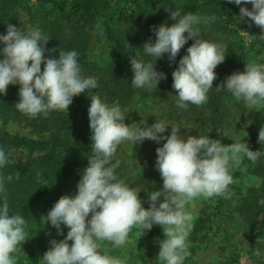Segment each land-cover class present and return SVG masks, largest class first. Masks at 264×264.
Listing matches in <instances>:
<instances>
[{"label":"trees","instance_id":"obj_1","mask_svg":"<svg viewBox=\"0 0 264 264\" xmlns=\"http://www.w3.org/2000/svg\"><path fill=\"white\" fill-rule=\"evenodd\" d=\"M240 7L251 10L252 5H236L228 0H0V35L6 34L9 23L39 28L49 38L45 58H58L59 51L74 50L81 74L95 77L98 83L97 88L73 97L68 112L51 111L47 116L29 117L17 110L18 84L9 85L6 95L0 94V149L8 155V163L0 168V175L12 176L11 181L5 180L6 191L0 193V207L6 196L9 215L23 216L26 231L30 233L19 251L13 253L17 264H43L42 256L50 248V242H59L67 236L65 226L61 225L58 232L50 222L46 224L44 216L61 196L76 194L88 156L92 155L88 118L91 95H99L110 106L118 102L126 115V124L151 126L166 116L198 136L228 144L223 132L233 125L232 119H238L236 114L248 107L227 90L216 87L227 76L243 72L247 63L264 64L261 29L248 18L238 17ZM175 8L182 14L191 12L209 18L208 23L198 25L201 38L225 49V60L215 69L217 79L207 94V102L200 106L189 103L186 109L177 106L172 72L194 42L191 39L175 61H169L168 53L155 61L156 70L167 77L157 88L149 91L135 88L131 83L130 56L146 63L154 62L155 57L145 54L143 45L149 39L155 41L153 26L165 22L171 26L175 22L167 10ZM242 30L252 36L241 35ZM3 47L0 43V50ZM43 67L42 64V71ZM253 110L264 123V108ZM170 134L166 129L161 135ZM258 137L259 132L252 134L248 146L252 151L264 153V144ZM165 142L161 140L158 147ZM143 145L121 143L112 162L119 161L115 174L140 191L142 206L147 209L148 194L162 189L163 180L156 168L157 155L151 163L143 162L142 157L147 153ZM230 173L233 183L226 195L194 200L200 209L191 222L187 237L190 254L183 264H197L196 258L201 255L209 257L208 261H202L204 264H239L242 256L251 264H264V154L254 163L243 158L239 167L230 166ZM161 228L154 224L151 230L141 234L140 228L133 227L124 246L113 248L105 241L102 247H107L110 255L125 264H132L133 252L139 253L145 263L150 259L151 264H163L157 259L159 241L165 239ZM250 236L252 241L245 248Z\"/></svg>","mask_w":264,"mask_h":264},{"label":"clouds","instance_id":"obj_2","mask_svg":"<svg viewBox=\"0 0 264 264\" xmlns=\"http://www.w3.org/2000/svg\"><path fill=\"white\" fill-rule=\"evenodd\" d=\"M228 3L251 4V10L240 7L238 17L254 22L261 29L259 37L264 38V0H228ZM167 10L175 22L171 26L166 22L153 26L156 39L154 42L149 39L142 48L145 54L155 57L154 62L146 63L130 56L131 83L135 88L149 91L157 88L167 77L156 70L155 61L165 53L169 54L170 62L175 61L191 39L194 42L172 72V88L177 93L179 108L186 109L189 103L203 105L217 79L215 69L225 60V49L201 38L198 25L208 23L209 18L191 12L182 14L179 8ZM210 19L215 20V17ZM241 35L252 36L244 30ZM48 41L39 28L16 27L10 23L6 34L0 35V43L4 45L0 50L3 57L0 59V94L6 95L9 85L18 84L19 100L15 107L29 117L47 116L51 111L68 112L73 97L98 87L95 77L81 74L76 51L61 50L58 58H45ZM216 88L227 90L237 101L243 100L248 108H264V64L247 63L243 72L227 76ZM90 100L92 155L88 156L76 194L61 196L44 216L46 224L50 222L58 232L61 225L68 231L65 239L50 242V248L42 256L43 264H125L110 255L109 249L102 247L103 243L107 241L113 248H120L126 244L133 227L140 228L143 234L154 224L162 227L165 237L159 241L157 259L163 264H183L190 254L187 237L192 216L187 206L197 198L226 195L233 183L230 166L239 167L245 157L254 163L264 153L252 151L245 142L224 145L209 136L185 138L179 126L170 125L171 134L163 136L169 126L164 122L155 121L151 126L129 125L118 102L110 106L96 94L91 95ZM146 139L157 143L166 141L156 148V168L163 187L148 194L150 207L147 209L142 206L140 191L115 174L119 161L112 162L121 143H143ZM258 139L264 144V127ZM7 163L8 155L0 149V168ZM11 179V175H0V193L6 191L5 180ZM29 235L24 217L9 215L5 196L0 207V264H17L13 253L19 251Z\"/></svg>","mask_w":264,"mask_h":264},{"label":"rangeland","instance_id":"obj_3","mask_svg":"<svg viewBox=\"0 0 264 264\" xmlns=\"http://www.w3.org/2000/svg\"><path fill=\"white\" fill-rule=\"evenodd\" d=\"M253 111L254 110L252 108H247L245 111H243V113L238 112L236 114V117H238V119H232L233 125L230 126V128H228L225 132H223V135L227 138L228 144H231L232 142H238V141L239 142H245L248 144L249 137L252 134L260 131V128H261L262 124H264V123L261 122L260 117L255 115L253 113ZM161 122H164L166 125H169L166 129L170 132H171V126L170 125L181 127L180 134L183 135L185 138H187L188 135L198 136L195 132L191 131L190 128H186L185 125L173 123L166 116L162 117ZM16 130H19V128L16 127ZM143 144L144 145L142 146V148L146 149L147 153L145 156L142 157V160L144 163L149 164L156 159V155H157L156 148L159 146V144L156 143L155 141L147 140V139L143 142ZM199 209H200L199 203H197L195 201L191 202L190 207L188 208L187 211L192 216V220L198 214ZM192 220H191V222H192ZM191 222H190V224H191ZM162 231H163V229H162ZM250 241H252L251 236H250V238H248V240L245 241V244H244L245 248L248 246ZM133 255H135V256H131L132 264H151L150 259L146 260V263L143 262L142 258L139 256V253L133 252ZM208 260H209L208 256L204 257V255H201V257L198 256L196 258V263L197 264H204L202 261H208ZM239 264H251V263L248 261V259L246 257L242 256Z\"/></svg>","mask_w":264,"mask_h":264}]
</instances>
